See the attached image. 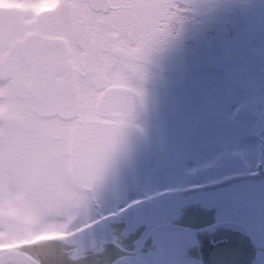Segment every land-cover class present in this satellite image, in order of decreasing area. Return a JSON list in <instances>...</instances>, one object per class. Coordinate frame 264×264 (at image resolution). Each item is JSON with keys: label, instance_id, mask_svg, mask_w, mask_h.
<instances>
[{"label": "rangeland", "instance_id": "374dc122", "mask_svg": "<svg viewBox=\"0 0 264 264\" xmlns=\"http://www.w3.org/2000/svg\"><path fill=\"white\" fill-rule=\"evenodd\" d=\"M62 2L0 0V25L28 14L34 21ZM114 8L97 21L110 25L122 56L147 68L145 113L133 116L105 178L80 182L70 156L59 177H0V223L15 236L68 233L102 209L107 215L264 164L250 134L264 122V0H136L132 10ZM129 20L138 26L123 29Z\"/></svg>", "mask_w": 264, "mask_h": 264}, {"label": "snow or ice", "instance_id": "6c2138e0", "mask_svg": "<svg viewBox=\"0 0 264 264\" xmlns=\"http://www.w3.org/2000/svg\"><path fill=\"white\" fill-rule=\"evenodd\" d=\"M114 5L132 10L136 0H63L34 21L28 14L11 27L0 25V177H59L69 156L80 182L106 177L107 162L143 104L148 74L139 60L117 51L110 25L97 21L110 17ZM137 26L129 20L122 27ZM142 30L150 32V23ZM115 215L102 209L94 226ZM44 264H59L54 250Z\"/></svg>", "mask_w": 264, "mask_h": 264}, {"label": "flooded vegetation", "instance_id": "af4514ba", "mask_svg": "<svg viewBox=\"0 0 264 264\" xmlns=\"http://www.w3.org/2000/svg\"><path fill=\"white\" fill-rule=\"evenodd\" d=\"M262 121L250 134L264 153ZM122 209L95 226L54 236H15L0 223V250L20 249L4 264H44L50 249L59 264H264L262 162ZM101 246L102 256L93 255Z\"/></svg>", "mask_w": 264, "mask_h": 264}, {"label": "water", "instance_id": "95a60500", "mask_svg": "<svg viewBox=\"0 0 264 264\" xmlns=\"http://www.w3.org/2000/svg\"><path fill=\"white\" fill-rule=\"evenodd\" d=\"M145 111L142 106H140L134 116L142 117ZM20 249H9V250H0V264L9 263L14 260V257L19 252Z\"/></svg>", "mask_w": 264, "mask_h": 264}, {"label": "clouds", "instance_id": "9594fccd", "mask_svg": "<svg viewBox=\"0 0 264 264\" xmlns=\"http://www.w3.org/2000/svg\"><path fill=\"white\" fill-rule=\"evenodd\" d=\"M58 9H59V6H58L57 8H52V9L46 10L43 14L54 13V12H56ZM43 14H42V15H43Z\"/></svg>", "mask_w": 264, "mask_h": 264}]
</instances>
